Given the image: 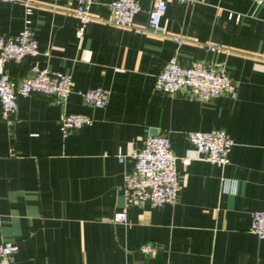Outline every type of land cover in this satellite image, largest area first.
Wrapping results in <instances>:
<instances>
[{
	"label": "crops",
	"instance_id": "crops-1",
	"mask_svg": "<svg viewBox=\"0 0 264 264\" xmlns=\"http://www.w3.org/2000/svg\"><path fill=\"white\" fill-rule=\"evenodd\" d=\"M31 1L41 52L5 67L18 82L33 64L69 72L74 88L63 103L19 95L13 122L0 116V243L17 244L16 264H264V238L251 230L264 207V4L169 0L160 28L140 32L154 0H137L134 27L108 22L112 0H97L80 37L77 0ZM25 18L23 3L0 0V32L19 33ZM174 54L183 65L224 62L236 95L157 89ZM97 86L110 90L105 107L79 93ZM67 111L94 121L64 135ZM215 127L235 141L227 164L196 158L188 138ZM151 128L171 137L183 186L175 203L134 204L117 221L130 153ZM146 241L156 254L141 250Z\"/></svg>",
	"mask_w": 264,
	"mask_h": 264
},
{
	"label": "built area",
	"instance_id": "built-area-1",
	"mask_svg": "<svg viewBox=\"0 0 264 264\" xmlns=\"http://www.w3.org/2000/svg\"><path fill=\"white\" fill-rule=\"evenodd\" d=\"M21 2L26 8L24 28L17 34L0 32V116L13 122V117L19 108V95L33 93L51 97L53 101L63 103L73 92L74 80L69 72L40 67L33 64L21 82L16 81L6 69V63L20 62L29 55L36 56L41 52L38 39L34 36L31 27V0H4ZM75 14L82 25L78 35L83 36L84 24L94 19L91 11L97 0H77ZM169 0H154L148 25L139 27L140 32L147 29L158 30L163 16L167 12ZM194 1V0H182ZM264 4V0H255ZM111 15L108 22L126 27H134L135 15L140 10L137 0H112L110 3ZM178 42L182 39L175 36ZM218 43L210 45L216 50ZM155 87L164 91L187 89L202 99H209L220 94L236 95V86L232 77L227 73L222 61L208 63L203 60H194L187 65L180 63L177 55H172L156 77ZM84 100L97 107H105L110 98V90L102 86L79 90ZM94 118L86 112L67 111L59 118V126L64 135L85 125L92 124ZM188 138L196 150L198 159L227 164L230 161V152L235 143L227 129L215 127L207 130H192ZM130 156L134 159L132 168L125 171L123 190L125 205L117 211L114 219L128 221L127 209L134 204H143L150 200L154 205L175 203L183 184L177 168V156L168 133L154 128L148 129L143 142L135 148ZM120 161L126 159L122 152L118 153ZM193 157H183L182 161L188 164ZM226 179L224 188L234 190L235 184ZM251 230L259 237L264 238V207L252 211ZM17 244L13 242L0 243V264H16ZM141 250L147 254H156L159 250L157 243L146 241L141 244Z\"/></svg>",
	"mask_w": 264,
	"mask_h": 264
}]
</instances>
